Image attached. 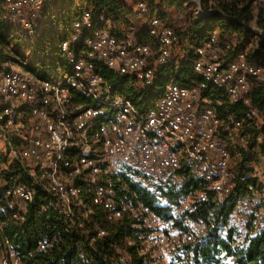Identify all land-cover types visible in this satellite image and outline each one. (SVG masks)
I'll list each match as a JSON object with an SVG mask.
<instances>
[{
	"label": "built area",
	"instance_id": "built-area-1",
	"mask_svg": "<svg viewBox=\"0 0 264 264\" xmlns=\"http://www.w3.org/2000/svg\"><path fill=\"white\" fill-rule=\"evenodd\" d=\"M44 1L4 0L5 19L32 35ZM149 35L151 44L119 38L96 27L85 11L59 45L64 65L45 79L18 70L0 49V138L9 162L25 173L4 180L0 165V201L22 222L41 195L43 212L91 234L92 242L107 235L103 224L127 221L139 234L146 264H196L194 248L211 232L233 247L264 232V192L259 184L243 192L247 177L233 166L234 153L241 161L234 141L248 151L242 121L221 112L225 105L250 106L253 81L264 70L243 54L227 62L235 39L223 43L214 31L196 50L193 71L201 85L170 81L149 110L141 109L98 69L151 86L176 37L158 17L151 18ZM51 246L44 239L38 251ZM0 264H25L2 224Z\"/></svg>",
	"mask_w": 264,
	"mask_h": 264
},
{
	"label": "trees",
	"instance_id": "trees-1",
	"mask_svg": "<svg viewBox=\"0 0 264 264\" xmlns=\"http://www.w3.org/2000/svg\"><path fill=\"white\" fill-rule=\"evenodd\" d=\"M201 1L204 12L194 15L188 13L189 9L182 0H45L39 27L28 35L24 30L20 33L19 25L5 19V2L0 0V49L14 63L17 61L24 71L45 79L64 65L59 45L71 38L74 23L85 11L91 13L96 27L106 29L119 38H127L133 29L141 28L138 22L144 20L139 18L140 8L144 7L147 9L146 20L137 42L152 43L150 20L160 18L175 32L176 40L169 63L157 68L151 86L145 85L136 76L120 78L103 66L98 72L115 86L117 93L132 98L139 108L149 110L170 81L186 87L201 85L202 79L193 71L196 50L210 39L214 31H218L223 43L228 38L235 39L225 56L227 62L243 54L250 64L264 70V2L217 0L212 4L211 0ZM166 8L171 9V13H178V25L173 15L165 11ZM250 98V106L243 103L225 105L221 110L222 116L227 110L243 124L240 131L245 136L248 151L244 147L239 148L241 161L239 159L235 166L247 177V182L241 186L243 192L248 185L258 184L254 173L261 158L260 150L264 148V87L253 84ZM251 111H255L256 115H248ZM260 116L262 122H259ZM2 164L6 166L4 180L25 175L18 163L9 162L8 153L0 146ZM257 189L261 191L260 186ZM41 198V195L37 196V203L29 207L22 222L12 220V211L0 201L2 234L12 240L25 264H146L145 257L140 256L137 250L141 242L139 234L129 222L103 224L107 235L92 242L91 234L84 235L71 228L68 221L55 213L43 212ZM144 201L151 203L148 198ZM44 239L52 241V246L46 252L38 251ZM194 249L196 264H264V232L246 247H233L230 240H223L217 232H211Z\"/></svg>",
	"mask_w": 264,
	"mask_h": 264
},
{
	"label": "rangeland",
	"instance_id": "rangeland-1",
	"mask_svg": "<svg viewBox=\"0 0 264 264\" xmlns=\"http://www.w3.org/2000/svg\"><path fill=\"white\" fill-rule=\"evenodd\" d=\"M182 1L184 2L185 7H187V8L189 9V10H188V13H190V14L193 13L194 15H199V13L196 12V8H197V6L199 5V4H198L199 1L202 2L201 0H182ZM214 1H217V0H211L212 4H214ZM202 10H203V9H202ZM165 11L171 13L172 10L169 9V8H166ZM203 12H204V11H203ZM255 13H256V14L258 13V10H257V9H256ZM171 14H172L173 17H174L175 24L178 25V22H177V20H176V16L178 15V13H177L176 11H174V12H172ZM141 16H144V15H141ZM22 30H23V29L21 28L20 33H22ZM26 42H27V41H26ZM173 50H174V48L172 49V52H173ZM50 52H52V50H51ZM14 61H15V60H14ZM14 67H16L18 70L20 69V70L24 71V70L22 69V67H20V66L18 65V62H17V61H15V63H14ZM253 84L261 85V86L264 87V73H263L258 79H256L255 81H253ZM259 122H262V117H261V116L259 117ZM234 142L236 143V149H237L238 152L240 153L239 148H240V147H243V144H244V143H242V142H238V141H236V140H235ZM237 144H238V145H237ZM0 146H1V148L3 149V151H4L5 153H7L6 145H5L4 141H2L1 138H0ZM260 151H261V152H260V153H261V155H260L261 158H260L259 164H257V165H260V164L264 165V148L261 149ZM233 159H234V160H233V166H236V165L238 164V161H239V157H238V155L234 153Z\"/></svg>",
	"mask_w": 264,
	"mask_h": 264
},
{
	"label": "crops",
	"instance_id": "crops-1",
	"mask_svg": "<svg viewBox=\"0 0 264 264\" xmlns=\"http://www.w3.org/2000/svg\"><path fill=\"white\" fill-rule=\"evenodd\" d=\"M139 18H144V20L143 21H139L138 22V24H139V26L141 27L140 29H138V30H134L133 29V31H131L129 34H128V36H127V38L128 39H130V40H132V41H138V37H139V35L141 34V31H142V27L145 25V20H146V18H145V16H139ZM256 168H257V178H258V184H259V186H260V188H261V190L264 192V165H262V164H260V165H256L255 166Z\"/></svg>",
	"mask_w": 264,
	"mask_h": 264
}]
</instances>
